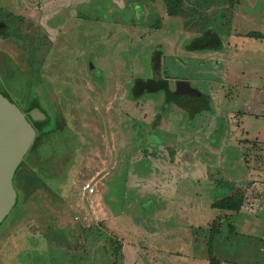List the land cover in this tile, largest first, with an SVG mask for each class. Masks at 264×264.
<instances>
[{
	"label": "rangeland",
	"instance_id": "rangeland-1",
	"mask_svg": "<svg viewBox=\"0 0 264 264\" xmlns=\"http://www.w3.org/2000/svg\"><path fill=\"white\" fill-rule=\"evenodd\" d=\"M249 32L264 34V0H0V95L37 131L12 170L15 199L0 220V264H168L184 257V247L202 248L193 264H208L212 227L216 259L223 245L234 248L236 213L212 204L225 197L249 215L264 212V112L260 121L247 117L253 91L264 102V41ZM198 38L218 40V50H187ZM137 78L167 80L179 102L158 91L134 98ZM179 82L194 95L177 90ZM33 109L43 118L31 119ZM168 125L171 146L159 149L152 133ZM7 126L9 135L16 122ZM200 128L203 136L191 140ZM225 146L237 150L223 155ZM235 157L253 174L239 187ZM195 162L208 176L182 194L201 196L207 218L164 224L152 175ZM4 176L0 187L11 194ZM87 182L92 196L81 190ZM255 236L238 240L254 257ZM255 258L264 264V253Z\"/></svg>",
	"mask_w": 264,
	"mask_h": 264
},
{
	"label": "crops",
	"instance_id": "crops-1",
	"mask_svg": "<svg viewBox=\"0 0 264 264\" xmlns=\"http://www.w3.org/2000/svg\"><path fill=\"white\" fill-rule=\"evenodd\" d=\"M263 57H264V55H263ZM263 74H264V72H263ZM169 79L170 78H168V80ZM158 92L162 93L166 98H167V96L170 97L174 104L176 103V101L179 102V100H180V98H175L176 97L175 96V94H176L175 89L171 93L169 85H168V92H165V91H158ZM253 93H254L253 94L254 98H253V100L251 99V101H250L253 105L251 104V106H250L251 109L249 108L250 110L247 111V113H248L247 117L254 118L255 121H260L261 119H259V117H257V114L263 115L262 112H264V111H262V110H264V102H261L257 97L259 95V91H253ZM153 94H155V93H153ZM140 97H143V95ZM182 97H184V96H182ZM8 102H9V104L12 103L9 100H8ZM15 106L20 111V113L23 114L24 119L33 129L34 134H35L34 137H35L37 131H36L35 127L33 126L32 121L27 117V115L22 111V109H20L17 105H15ZM33 110H35V109H33ZM31 114H32V111H31ZM38 114L40 115L38 119L43 118L41 113L38 112ZM30 118L32 119L33 117L30 116ZM36 120L37 119L34 118V121H36ZM191 122H192V124L188 125V127H189V130L193 131L195 129L193 127H195V125H196V123H194L195 119H193ZM241 122H242V120H241ZM167 127H168L167 130H165L162 126H159V127L157 126L156 130L153 131V133H152L153 134L152 136H155V137H152L151 140L156 141L155 143H157V144H155V146L158 145L159 149L160 148L162 149L165 147V146L164 147L161 146V143H164L166 146H171L170 143L172 142V138H173L172 137V131L170 130V128H171L170 125H168ZM198 127H199V125H198ZM184 132L188 133V130H185ZM199 133L201 136H203V128L198 129V133H196L194 135L191 134L190 135L191 140H193L194 138H199L200 137V135H198ZM159 134H161L162 136L163 135L166 136V138L164 139V142H161V140L157 137ZM196 135H198V136H196ZM254 135H255V133H254ZM249 137H250V135H249ZM251 137H252V140H256L255 138L258 139L257 136H254V137L251 136ZM221 139L216 141V144L219 143L221 145V147H224V143ZM260 141H262L264 144V140H260ZM192 142H191V144L194 145V141H192ZM151 144H153V142ZM225 149L220 148L219 152H221L224 155V151L225 152H235L237 150L233 146L231 148L228 147V150H227V147L225 146ZM216 153H217V151H216ZM262 153L264 155V151ZM192 156H193L192 154L189 156V158L191 160H193V159L198 160L199 159L198 157L193 158ZM236 159H237L236 157L233 158L234 165L237 168H239V170L238 169H232L231 175H233V178L235 179L234 180V182L236 183L235 185L237 187H239V186H243V183L246 181L249 183L252 182L253 181V174L250 173V170L247 171L245 169H241L240 164ZM220 163L224 164L223 158H222V161ZM215 164H216L215 170L222 172V175H223L224 171H223V168L221 167V165L219 164V161L217 160ZM169 165H171V164H169ZM190 165L191 166H189V167L187 166V164H186V167H179V166L164 167L160 171H155L156 174L154 173L152 175V176L156 175V177H152L153 180H155L153 182V184H154L153 189H155L154 195L161 202L160 208L163 207L165 209L164 215H165L166 220L163 222L164 224L167 223V224L175 225V223H177L178 221H179V223L180 222H188V219H189V221L193 220L196 222H202L203 220H206V218H207L208 213H207L206 209L204 210L205 206H203V208H201L200 204H198V202L201 201V198H202L201 196H199V198H197L196 194H193L192 196H191V194L187 195L185 190H184L185 194H182L183 187L185 184H187V183L198 184L197 181L199 180V182H200L201 181L200 178H202L203 176H208L207 172L202 174L201 166L199 167V169L196 168L198 165H202V163L198 164V162H195V163H190ZM237 170H238V172L235 173ZM241 172H243L244 174L241 175L240 174ZM114 175L119 176L120 174L114 173ZM243 176H245V178H243ZM262 181H264V177H263ZM254 184L258 185L257 183H254ZM257 188L259 189V187H257ZM263 198H264V195H263ZM111 208L113 209V206ZM170 208L173 209L172 213L170 212ZM180 208L183 209V213H181V211H180V213L177 214L176 210L180 209ZM261 210H264V205L261 207ZM234 213H236V216L233 218L235 221V225L233 226V228H235L236 232H235V230H233V232H235V235H234L235 240H233V241L236 244L233 245L234 248H232L231 246L225 247L223 245L222 249L220 247L222 253L220 251L219 256L216 255V257L220 261L221 264H226L227 261H230L233 264H256V258L255 257L261 253H264V214H263L264 212L255 213V216L249 215L246 212H244L243 210L234 211ZM119 215H117L115 223L116 222H122L123 218L118 219ZM176 216H178L179 220L175 219ZM190 217H193V219H190ZM160 224H162V223H160ZM256 226L260 227V229L257 230V232H255V233H251L253 231V227H256ZM173 232H176V231L173 230ZM167 233L170 234L169 232H167ZM158 235H160V234L158 233ZM158 235L156 237H158ZM161 235H164V233H161ZM168 236H170V235H168ZM253 236H255V238H257V239H260V241L258 242L260 252L256 251L255 257L253 256V250L247 248L241 242H238V240H240V239H246L249 242H251L250 240H253L251 238ZM205 254H206V258L203 255V259H205V260L207 259L206 261H208L207 252H205ZM183 255H184V257H181L180 259H175V258L171 259V260L169 259L168 264H193V262H199L200 259H202V257H201L202 256V248L197 250V248H195V247L194 248L184 247ZM194 264H196V263H194Z\"/></svg>",
	"mask_w": 264,
	"mask_h": 264
},
{
	"label": "water",
	"instance_id": "water-1",
	"mask_svg": "<svg viewBox=\"0 0 264 264\" xmlns=\"http://www.w3.org/2000/svg\"><path fill=\"white\" fill-rule=\"evenodd\" d=\"M157 62L158 59L156 57V63ZM177 85V90H180L183 94L194 95L195 92L191 91L185 82H179ZM14 122H16V128L14 132L11 131L8 135L6 132L8 128L7 125ZM21 128L23 131H19ZM34 135L33 129L26 122L23 114L20 113L17 107H11L8 100L0 95V142H3L6 145V147H3V144L0 143V174H5L1 180L5 186H10L11 176L13 175L12 170L16 165V161H19L22 159L23 155H25V152L33 141ZM16 152L19 153L16 154ZM10 164H12V166L6 172V169L9 168ZM6 190V188L1 189L0 187V220L10 211L15 199L14 190L11 189V186V194H5L4 191ZM3 202H5V204L7 203L6 206ZM1 208L4 209L3 212Z\"/></svg>",
	"mask_w": 264,
	"mask_h": 264
},
{
	"label": "trees",
	"instance_id": "trees-1",
	"mask_svg": "<svg viewBox=\"0 0 264 264\" xmlns=\"http://www.w3.org/2000/svg\"><path fill=\"white\" fill-rule=\"evenodd\" d=\"M206 1V0H205ZM166 4H168V1H166ZM168 15L169 11H168ZM173 16V15H171ZM158 26L159 22L157 23ZM157 26V28H159ZM247 38L254 39V40H264V35L260 32H249L245 35ZM218 40L214 39H206V38H198L195 40H192L188 46L187 50H203V49H209V50H218V46L220 43L217 42ZM156 82L154 80H147L143 81L141 78H137L134 81V84L131 88V95L134 98H139L142 95H147L148 93H155V91H165L168 92V85L166 80H160L158 81V85H155ZM227 187L232 188V185L226 184ZM240 207V204L231 202L227 200L225 197L222 199L216 200L212 204V208H216L219 210H226V211H238ZM234 228L231 225L230 231L233 232ZM219 234V231L212 227L210 235H209V241H208V263L209 264H221L218 259L215 258L213 255V242L215 239V236Z\"/></svg>",
	"mask_w": 264,
	"mask_h": 264
},
{
	"label": "built area",
	"instance_id": "built-area-1",
	"mask_svg": "<svg viewBox=\"0 0 264 264\" xmlns=\"http://www.w3.org/2000/svg\"><path fill=\"white\" fill-rule=\"evenodd\" d=\"M81 190L83 191V193L87 196H92L95 194L96 190L95 188L92 186L91 182H87L85 184L82 185Z\"/></svg>",
	"mask_w": 264,
	"mask_h": 264
},
{
	"label": "bare ground",
	"instance_id": "bare-ground-1",
	"mask_svg": "<svg viewBox=\"0 0 264 264\" xmlns=\"http://www.w3.org/2000/svg\"><path fill=\"white\" fill-rule=\"evenodd\" d=\"M39 114L36 110H32V117L35 118V119H38L39 118Z\"/></svg>",
	"mask_w": 264,
	"mask_h": 264
},
{
	"label": "flooded vegetation",
	"instance_id": "flooded-vegetation-1",
	"mask_svg": "<svg viewBox=\"0 0 264 264\" xmlns=\"http://www.w3.org/2000/svg\"><path fill=\"white\" fill-rule=\"evenodd\" d=\"M34 141V140H33Z\"/></svg>",
	"mask_w": 264,
	"mask_h": 264
}]
</instances>
